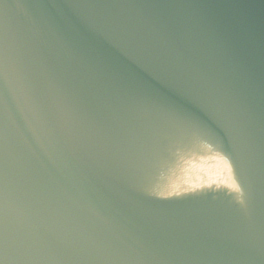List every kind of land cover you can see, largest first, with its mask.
<instances>
[{
  "label": "water",
  "instance_id": "water-1",
  "mask_svg": "<svg viewBox=\"0 0 264 264\" xmlns=\"http://www.w3.org/2000/svg\"><path fill=\"white\" fill-rule=\"evenodd\" d=\"M0 264H264V0H0Z\"/></svg>",
  "mask_w": 264,
  "mask_h": 264
}]
</instances>
